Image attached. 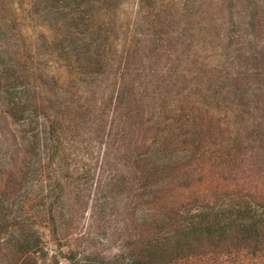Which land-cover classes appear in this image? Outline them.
I'll return each instance as SVG.
<instances>
[{
	"label": "trees",
	"instance_id": "obj_1",
	"mask_svg": "<svg viewBox=\"0 0 264 264\" xmlns=\"http://www.w3.org/2000/svg\"><path fill=\"white\" fill-rule=\"evenodd\" d=\"M136 4L0 0V264L93 196L125 264H264V0Z\"/></svg>",
	"mask_w": 264,
	"mask_h": 264
},
{
	"label": "rangeland",
	"instance_id": "obj_2",
	"mask_svg": "<svg viewBox=\"0 0 264 264\" xmlns=\"http://www.w3.org/2000/svg\"><path fill=\"white\" fill-rule=\"evenodd\" d=\"M119 5L117 20L119 22L126 20H129V23L132 22L136 17V0H119ZM23 31H25L24 35L27 40L31 41L35 40L37 32H44L42 27L37 24H35L34 28L24 26ZM51 66L52 64L49 65V67ZM49 70H54V67ZM93 198L92 202L90 201L87 207L85 206L86 209H83V213L77 216L75 224L69 230V237L66 241L68 244L66 246L65 241L57 242L56 239L45 233L46 254L38 258V264H66L62 255L67 246L77 252L87 250L89 258L92 259V264H125V261L119 256L117 251L120 242L119 236L114 231L117 223L115 220L116 216L112 213L113 211L103 205L105 198L101 197L96 202H94ZM96 203L99 205L93 208L92 204ZM116 208L115 206L112 209L115 210Z\"/></svg>",
	"mask_w": 264,
	"mask_h": 264
}]
</instances>
